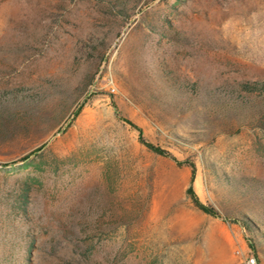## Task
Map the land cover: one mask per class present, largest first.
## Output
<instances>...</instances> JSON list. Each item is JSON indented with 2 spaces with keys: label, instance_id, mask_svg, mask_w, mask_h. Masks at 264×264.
I'll list each match as a JSON object with an SVG mask.
<instances>
[{
  "label": "rangeland",
  "instance_id": "374dc122",
  "mask_svg": "<svg viewBox=\"0 0 264 264\" xmlns=\"http://www.w3.org/2000/svg\"><path fill=\"white\" fill-rule=\"evenodd\" d=\"M253 82L264 0H0V264H264Z\"/></svg>",
  "mask_w": 264,
  "mask_h": 264
},
{
  "label": "trees",
  "instance_id": "16d2710c",
  "mask_svg": "<svg viewBox=\"0 0 264 264\" xmlns=\"http://www.w3.org/2000/svg\"><path fill=\"white\" fill-rule=\"evenodd\" d=\"M239 93L236 97L235 104L237 107H244L247 105L245 97L241 95V93H247V94H256V93H263L264 94V82H253V83H240L239 84ZM125 124L129 125L132 129H134L138 133V139L139 142L151 153L156 154L158 156L168 158L171 161H173L176 165L178 166H187L190 168L191 171V176H190V182H189V187L186 190L187 196L191 199L193 205L201 212L204 214H207L212 217H220L219 213L212 207L203 204L199 198L197 197L196 193L194 192L193 189V181H194V176H195V166L193 163L189 161H179L175 157H173L170 153H168L166 150L155 146L149 142H147L144 137L142 130L139 126L135 125L132 121L128 119H121ZM37 151V150H36ZM27 156H24L22 160H26ZM247 218V217H246ZM225 220H228L226 217L224 218ZM230 220H235L237 222H241L240 219L232 217ZM233 221V222H235ZM245 222V221H244ZM248 223V222H246ZM245 223V224H246ZM251 245V244H250Z\"/></svg>",
  "mask_w": 264,
  "mask_h": 264
},
{
  "label": "built area",
  "instance_id": "2783aa9c",
  "mask_svg": "<svg viewBox=\"0 0 264 264\" xmlns=\"http://www.w3.org/2000/svg\"><path fill=\"white\" fill-rule=\"evenodd\" d=\"M245 264H255V260L253 257H249L246 259V263Z\"/></svg>",
  "mask_w": 264,
  "mask_h": 264
}]
</instances>
